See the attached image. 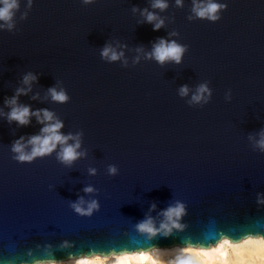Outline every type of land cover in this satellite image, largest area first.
<instances>
[{
	"label": "water",
	"instance_id": "1",
	"mask_svg": "<svg viewBox=\"0 0 264 264\" xmlns=\"http://www.w3.org/2000/svg\"><path fill=\"white\" fill-rule=\"evenodd\" d=\"M150 2L33 0L21 21V0L15 34L0 30V109L8 111L4 98L33 72L38 81L20 102L53 111L66 134L82 130L81 150L87 149L72 168L55 153L18 162L12 142L38 134L42 125L33 117L29 126L17 127L0 116V264L60 260L90 250L183 246L189 239L208 243L206 232L217 239L264 232V205L256 202L257 193H264V154L253 151L248 139L264 128V0H218L227 9L215 23L189 21L191 0L182 8L168 0L165 12L155 10L165 18L159 31L137 23L142 17L132 12L134 6L153 11ZM172 31L179 36L169 37ZM158 37L189 46L181 64L145 59ZM106 43L127 46L118 47L127 68L101 59ZM141 46L144 52L138 53ZM204 81L213 92L204 107L186 103L191 92L178 96L181 85L194 92ZM57 84L69 102L48 96ZM109 164L118 166L119 175H107ZM89 167L97 175L89 176ZM87 184L100 190L94 197L100 209L81 216L69 201L84 195ZM176 201L186 207L182 230L151 239L137 231L146 215L158 228L159 213ZM65 241L71 247H61Z\"/></svg>",
	"mask_w": 264,
	"mask_h": 264
},
{
	"label": "clouds",
	"instance_id": "2",
	"mask_svg": "<svg viewBox=\"0 0 264 264\" xmlns=\"http://www.w3.org/2000/svg\"><path fill=\"white\" fill-rule=\"evenodd\" d=\"M95 0H81L83 5L93 4ZM189 21L207 20L217 22L221 19V12L227 9L226 3L218 0H191ZM21 0H0V30H6L15 34L17 31L16 15L20 12ZM33 6V0H26V7L20 13L19 20H26ZM175 6L182 8L184 0H175ZM149 8L139 9L133 7L132 12H139L142 19L137 23L151 24L153 31H159L165 27V18L160 13L169 8L168 0H151ZM169 37L179 36V32L172 31L168 33ZM118 47H127L126 45H117L106 43L100 51V57L107 63L122 61L121 66L128 67V61L124 58V52L118 51ZM189 50V46L181 44L175 39L158 37L152 44L150 52L145 53V59L155 60L159 65L166 63L181 64L183 57ZM138 53L144 52L143 47L136 49ZM140 56H136L133 65L138 64ZM38 81V77L33 72H27L23 75L20 87L10 97L4 98V112L0 109V116H3L9 125L15 123L17 127H27L31 124L32 118L42 127L38 134L30 136H20L11 144L13 159L24 163H31L37 158L50 156L55 153L56 160L65 167L72 168L75 163L87 156V149L81 150L83 143V131L76 133H64V122L59 119L53 111L46 108L33 110L30 105L20 102L21 96H27L32 91V84ZM186 103L190 106L207 105L212 98L213 92L209 87V81H204L197 85L194 92L187 84L181 85L178 90L180 98L189 97ZM48 96L55 103L65 104L69 102L70 96L63 87L56 86L47 89ZM33 100L39 98V95L31 97ZM225 100H231V90L225 94ZM258 137V139L256 138ZM249 141H252L253 151H259L264 154V128L258 133L249 135ZM89 176L97 175L98 170L94 167L87 169ZM107 175L115 177L119 175V168L115 164H109L106 169ZM51 187V186H50ZM81 191L84 195L77 194V199L69 201L71 209L81 216H91L100 209V202L94 198L99 194L92 184L85 185ZM85 196L89 197L85 199ZM257 204L264 205V193H257ZM153 204L150 211L155 210ZM163 220L157 228L153 217L146 215L145 219L136 225L137 231L146 235L149 239L162 235L169 237L173 230H182L184 225L179 221L186 214L185 204L176 201L159 213ZM208 243L202 241L193 242L191 239L186 241L183 246H175L171 249H161L156 245L149 248H128L110 249L108 251L90 250L86 253H70L66 260L56 259H37L32 264H264V232L247 233L239 238H233L230 235L222 234L216 238V233L206 232L204 237ZM61 247L67 248L71 245L65 241ZM27 264V262H22Z\"/></svg>",
	"mask_w": 264,
	"mask_h": 264
},
{
	"label": "bare ground",
	"instance_id": "3",
	"mask_svg": "<svg viewBox=\"0 0 264 264\" xmlns=\"http://www.w3.org/2000/svg\"><path fill=\"white\" fill-rule=\"evenodd\" d=\"M173 247H175V246H162V247H159V248H161V249H171V248H173ZM67 258H63V259H60V260H66ZM17 264H22V262H20V263H17ZM27 264H31V263H28L27 262Z\"/></svg>",
	"mask_w": 264,
	"mask_h": 264
}]
</instances>
